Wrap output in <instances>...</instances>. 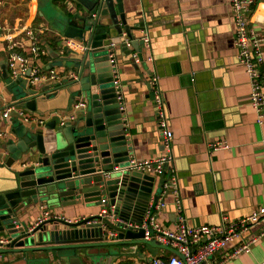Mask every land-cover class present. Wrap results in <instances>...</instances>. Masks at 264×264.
<instances>
[{
	"label": "crops",
	"instance_id": "0c3cea01",
	"mask_svg": "<svg viewBox=\"0 0 264 264\" xmlns=\"http://www.w3.org/2000/svg\"><path fill=\"white\" fill-rule=\"evenodd\" d=\"M122 3L127 23L145 31V34L136 32L135 36L149 39L142 62H138L134 52L133 64L118 53L113 56L123 98L130 158L136 162L153 160L164 153L154 92L163 100L173 135V166L187 225L217 227L222 217L230 221L245 218L264 205V124L256 122L249 100L248 78L237 61L228 0H122ZM37 4L38 0H0V36L6 35L2 29L11 28L18 52L30 64L42 74L52 71L60 80L64 79L69 62L63 59L80 55L82 50L51 26L54 22L47 14L68 18L83 8L74 0L60 4L50 0L44 11H39ZM24 27L34 30L38 45L45 51L39 61L31 59L30 40L20 33ZM249 28L262 40L260 71L264 83V0H257ZM68 42L71 43L67 45ZM4 64L0 39V81L8 79ZM153 78L156 84L151 91L147 86ZM50 83L54 82H43L39 87ZM11 98L12 94L1 87L3 104H0L6 107ZM55 103L59 100L50 99L40 105L48 109L55 107ZM71 113L72 110H55L31 114L49 123L60 122ZM0 129L6 132V138L0 139V143L8 139L16 141L9 132L10 124ZM217 142L225 144L227 149L210 152V145ZM9 157L6 151L0 150V185L7 175L4 164ZM164 202L156 222L164 229L173 230L177 216L171 196ZM47 211L45 205L32 206L19 222L35 225ZM98 212L96 206L80 203L76 207L54 210L53 214L75 221ZM262 227L264 220L241 234L239 242L250 240ZM108 249L113 252L112 256L96 264H118L127 260L133 264H149L152 259L141 246ZM225 252L220 251L205 264H214ZM169 254L159 250L156 257L167 258ZM0 264H8L6 258L0 256ZM223 264H264V236L251 244L248 251L240 252Z\"/></svg>",
	"mask_w": 264,
	"mask_h": 264
},
{
	"label": "water",
	"instance_id": "95a60500",
	"mask_svg": "<svg viewBox=\"0 0 264 264\" xmlns=\"http://www.w3.org/2000/svg\"><path fill=\"white\" fill-rule=\"evenodd\" d=\"M74 1L82 11L68 18L47 15L64 39L81 46L82 54L63 59L69 62L67 76L58 82L29 87L16 81L8 104L31 113H72L61 124L8 119L16 141L0 143L10 155L0 185V238L7 241L0 256L8 264H96L112 256L108 248L122 246H141L152 258L159 250L178 255L134 228L143 223L149 204L159 201L166 178L165 172L156 178L129 169L128 129L114 85L116 62L110 59L118 53L133 64L134 52L142 62L147 49L134 33L145 31L127 23L122 0ZM50 99L59 105H40ZM78 102L83 106L73 110ZM5 109L0 104V115ZM80 203L96 206L98 214L75 221L53 214ZM36 205H45L51 217L32 226L19 222ZM103 208L106 216L99 215Z\"/></svg>",
	"mask_w": 264,
	"mask_h": 264
},
{
	"label": "built area",
	"instance_id": "2783aa9c",
	"mask_svg": "<svg viewBox=\"0 0 264 264\" xmlns=\"http://www.w3.org/2000/svg\"><path fill=\"white\" fill-rule=\"evenodd\" d=\"M257 0H228L233 16L234 26V47L237 50V61L243 67L248 78L250 88L249 100L257 117V124H264V83L261 76V65L263 62L262 53L260 50L261 39L257 34L249 28V21L255 11ZM6 27V26H5ZM6 35L0 36L3 44V52L5 56V71L8 79L12 82L25 81L29 87L43 82H58L60 78L49 72L47 75L42 74L35 66L30 64V61L17 50V45L12 38V29L4 28ZM20 33L29 39V53L33 62L39 61L45 55V51L37 43V37L31 27L20 29ZM144 47H149L148 37H142ZM73 41V40H70ZM77 44L78 48L81 46ZM68 42L67 45H69ZM82 50V48H81ZM113 57L110 63H114ZM29 70V75L26 76ZM1 71V69H0ZM156 84V78L150 81L151 88ZM117 89L118 100L123 104V98L120 90V84L115 76L114 82ZM0 81V89H1ZM154 94V106L156 109L157 127L161 136V144L164 153L153 160H142L139 162L131 161L129 169L140 172L146 175L158 177L165 172L166 182L163 185L162 193L159 201L156 204L150 203L146 212L143 223L134 228H140L144 231L145 240H154L161 245L175 250L178 255L170 253L167 258L154 257L149 261V264H203L211 257H214L222 250L226 252L221 259L214 264H223L225 261L236 256L240 252L249 250L251 244L257 239L264 236V227L248 241L239 242L241 234L258 226L264 220V205L240 220L230 221L226 217H222L220 224L217 227L202 225L190 227L186 223L183 213V205L179 194L178 178L176 170L173 166L174 156L172 151L173 135L169 128L166 118L163 100L160 95ZM81 102L73 106V110L81 108ZM124 110V108H122ZM15 117L23 123L43 125L45 122L38 117H34L30 112L21 109L15 105H7L6 109L1 113L0 118L4 123L0 124V128L8 124V119ZM63 120L60 121V124ZM6 138V132L0 129V139ZM220 149H227L225 144L217 142L210 145V152ZM171 196L172 204L176 213L177 224L175 229L169 230L162 228L156 222L157 213L165 206L164 199ZM106 199H101V203H105ZM49 212H45L43 217L39 218L35 225L42 223L50 216ZM100 216H106L105 208L100 210ZM111 236H115L112 234ZM7 243L6 240L0 238V246ZM232 248L231 250H229ZM181 256L182 258H180Z\"/></svg>",
	"mask_w": 264,
	"mask_h": 264
},
{
	"label": "rangeland",
	"instance_id": "374dc122",
	"mask_svg": "<svg viewBox=\"0 0 264 264\" xmlns=\"http://www.w3.org/2000/svg\"><path fill=\"white\" fill-rule=\"evenodd\" d=\"M50 2V0H38V4H37V8H38V10L39 11H44L45 10V8L47 7V4ZM48 22H50L51 23V20L50 19H46ZM53 22H54V20H53ZM52 27H54V28H58L57 26H56V24H55V22H54V24L53 25H51ZM48 50V49H47ZM49 52V51H48ZM56 56L58 55L57 54V52H55L54 53ZM1 85H2V87H3V90H5V92L7 93V94H9V93H13V91L15 90V88H16V85H15V83L14 82H12L11 80H9V79H5V80H2L1 81ZM0 103H2L3 104V101H2V99H0Z\"/></svg>",
	"mask_w": 264,
	"mask_h": 264
},
{
	"label": "trees",
	"instance_id": "16d2710c",
	"mask_svg": "<svg viewBox=\"0 0 264 264\" xmlns=\"http://www.w3.org/2000/svg\"><path fill=\"white\" fill-rule=\"evenodd\" d=\"M53 1V3H55V4H57V3H63L65 0H52ZM118 264H133V262L132 261H130V260H127V261H125V262H119Z\"/></svg>",
	"mask_w": 264,
	"mask_h": 264
}]
</instances>
